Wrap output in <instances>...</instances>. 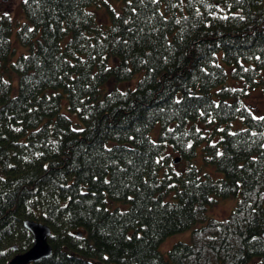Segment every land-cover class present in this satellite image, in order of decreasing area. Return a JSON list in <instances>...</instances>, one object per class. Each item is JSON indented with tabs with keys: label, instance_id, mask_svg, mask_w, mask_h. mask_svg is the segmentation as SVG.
<instances>
[{
	"label": "trees",
	"instance_id": "1",
	"mask_svg": "<svg viewBox=\"0 0 264 264\" xmlns=\"http://www.w3.org/2000/svg\"><path fill=\"white\" fill-rule=\"evenodd\" d=\"M20 5L16 27L0 10V264L32 244L24 219L51 229L29 264H264V0Z\"/></svg>",
	"mask_w": 264,
	"mask_h": 264
},
{
	"label": "rangeland",
	"instance_id": "2",
	"mask_svg": "<svg viewBox=\"0 0 264 264\" xmlns=\"http://www.w3.org/2000/svg\"><path fill=\"white\" fill-rule=\"evenodd\" d=\"M21 0H0V10L8 12L10 15L13 16L15 19V26L23 19V13L20 5ZM96 14L99 19L104 18V12L101 8L96 9ZM15 32V28H14ZM13 32V33H14ZM14 39V34L12 35V40ZM14 45L16 47L17 53L16 55L12 56L13 59L19 54L21 51H25V47H23L21 44L14 42ZM17 75L14 74L12 77V93H15L17 91ZM247 103H249L252 107V111L254 114H263L264 113V95L259 90H254L250 96L249 99L246 98ZM152 137H157V130L154 129L152 132ZM176 154L172 152V156H175ZM195 162L200 165L203 170L207 171L211 176L213 177H220L223 175V173L215 168V165L209 161H206L201 154V149L199 148L198 154L195 158ZM237 202V197L235 195H228L224 197H218L217 200L207 205L205 214L206 216H212L218 219L226 218L230 211L233 209ZM111 206H118L120 208L126 207L125 203L122 202H112ZM205 221L197 220L193 222L188 228L174 232L169 234L159 245L160 251L166 255L167 250L172 246V244L176 241L182 240V241H189L191 231L194 227L200 226ZM251 261H255V258H253Z\"/></svg>",
	"mask_w": 264,
	"mask_h": 264
},
{
	"label": "water",
	"instance_id": "3",
	"mask_svg": "<svg viewBox=\"0 0 264 264\" xmlns=\"http://www.w3.org/2000/svg\"><path fill=\"white\" fill-rule=\"evenodd\" d=\"M22 225L32 236V244L22 252L15 253L7 264H29L51 254L52 247L48 241L51 232L49 225L32 219H24ZM13 248H16L14 245Z\"/></svg>",
	"mask_w": 264,
	"mask_h": 264
},
{
	"label": "snow or ice",
	"instance_id": "4",
	"mask_svg": "<svg viewBox=\"0 0 264 264\" xmlns=\"http://www.w3.org/2000/svg\"><path fill=\"white\" fill-rule=\"evenodd\" d=\"M27 2V0H26ZM258 119L264 120V117H259ZM189 147H191V145H189Z\"/></svg>",
	"mask_w": 264,
	"mask_h": 264
}]
</instances>
